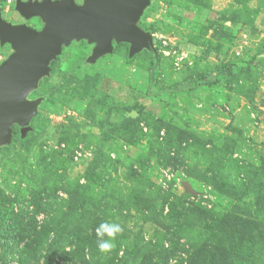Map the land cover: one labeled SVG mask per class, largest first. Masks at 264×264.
<instances>
[{
	"label": "rangeland",
	"instance_id": "374dc122",
	"mask_svg": "<svg viewBox=\"0 0 264 264\" xmlns=\"http://www.w3.org/2000/svg\"><path fill=\"white\" fill-rule=\"evenodd\" d=\"M138 26L152 76L148 51L90 65L72 42L29 95L0 148V264H264V0H152Z\"/></svg>",
	"mask_w": 264,
	"mask_h": 264
},
{
	"label": "water",
	"instance_id": "95a60500",
	"mask_svg": "<svg viewBox=\"0 0 264 264\" xmlns=\"http://www.w3.org/2000/svg\"><path fill=\"white\" fill-rule=\"evenodd\" d=\"M152 0H14L15 11L25 20L38 18L40 30L13 25L0 13V45L13 51L0 64V148L13 138V127L22 136L30 131L42 99L29 100L39 81L49 74V65L72 42L93 45L88 64L113 52L114 45L127 44L128 58L142 51L157 53L152 35L138 22Z\"/></svg>",
	"mask_w": 264,
	"mask_h": 264
},
{
	"label": "clouds",
	"instance_id": "9594fccd",
	"mask_svg": "<svg viewBox=\"0 0 264 264\" xmlns=\"http://www.w3.org/2000/svg\"><path fill=\"white\" fill-rule=\"evenodd\" d=\"M122 231L119 224L102 223L99 228L96 229L98 240V249L101 252H107L114 247L113 241L116 236ZM107 235L109 239L105 240L103 237Z\"/></svg>",
	"mask_w": 264,
	"mask_h": 264
},
{
	"label": "trees",
	"instance_id": "16d2710c",
	"mask_svg": "<svg viewBox=\"0 0 264 264\" xmlns=\"http://www.w3.org/2000/svg\"><path fill=\"white\" fill-rule=\"evenodd\" d=\"M152 63H153V68L151 70V76L156 72V69L158 67V56L152 52H149ZM15 135L14 130H13V136ZM241 264H246L245 261H242Z\"/></svg>",
	"mask_w": 264,
	"mask_h": 264
},
{
	"label": "built area",
	"instance_id": "2783aa9c",
	"mask_svg": "<svg viewBox=\"0 0 264 264\" xmlns=\"http://www.w3.org/2000/svg\"><path fill=\"white\" fill-rule=\"evenodd\" d=\"M12 2V0H8V3L10 4Z\"/></svg>",
	"mask_w": 264,
	"mask_h": 264
},
{
	"label": "flooded vegetation",
	"instance_id": "af4514ba",
	"mask_svg": "<svg viewBox=\"0 0 264 264\" xmlns=\"http://www.w3.org/2000/svg\"><path fill=\"white\" fill-rule=\"evenodd\" d=\"M14 25V24H13ZM16 25H19V24H16Z\"/></svg>",
	"mask_w": 264,
	"mask_h": 264
}]
</instances>
